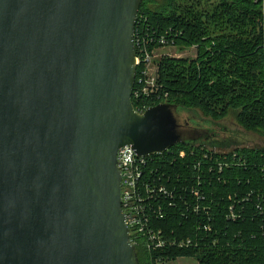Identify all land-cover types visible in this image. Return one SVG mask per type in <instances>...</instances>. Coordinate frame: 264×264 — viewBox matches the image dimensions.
Instances as JSON below:
<instances>
[{
    "label": "water",
    "instance_id": "95a60500",
    "mask_svg": "<svg viewBox=\"0 0 264 264\" xmlns=\"http://www.w3.org/2000/svg\"><path fill=\"white\" fill-rule=\"evenodd\" d=\"M141 1L0 0V264H139L118 149L229 145L177 105L133 107Z\"/></svg>",
    "mask_w": 264,
    "mask_h": 264
},
{
    "label": "trees",
    "instance_id": "16d2710c",
    "mask_svg": "<svg viewBox=\"0 0 264 264\" xmlns=\"http://www.w3.org/2000/svg\"><path fill=\"white\" fill-rule=\"evenodd\" d=\"M137 17L134 38H154L150 51L162 46L155 39L162 36L194 47L196 56L163 54L156 63L157 89L148 95L134 94L137 66L135 109L168 102L200 110L214 122L234 110L245 130L264 134V0H142ZM215 150L209 143H176L153 156L169 197L153 206L150 225L167 243L151 249L139 237V264L178 257L198 264H264V146Z\"/></svg>",
    "mask_w": 264,
    "mask_h": 264
},
{
    "label": "built area",
    "instance_id": "2783aa9c",
    "mask_svg": "<svg viewBox=\"0 0 264 264\" xmlns=\"http://www.w3.org/2000/svg\"><path fill=\"white\" fill-rule=\"evenodd\" d=\"M155 39H159V41L163 44L162 46L155 47L150 51L148 44L150 41L154 40V38L140 35L136 36V39L134 38V44L137 46L138 50V54L136 52L135 59L136 68L137 66H141V72L137 82L138 85L134 91L135 96L140 94H152L157 89L155 80L156 69L154 72L150 70L152 52H154L156 48L164 46H170L172 48L177 47L172 39L169 42H167V40L162 36ZM147 108L148 107H139L135 110L142 113ZM183 153L184 151H181L180 156H182ZM153 156L155 155L145 157L138 156L131 145H123L117 151V167L121 175V207L128 222L130 240L133 244H135L139 237H144L147 242V247L156 249L164 246L167 243V240L164 238L161 230H153L151 228V218L152 216H156V212L154 211L152 213L151 210L153 209V206L161 200L162 195L164 197H169V193L165 186L159 182V169L154 168V165L151 164ZM194 194L196 196L199 195L197 190H194ZM188 242L189 240H185L179 244L182 246ZM158 260V262L167 261Z\"/></svg>",
    "mask_w": 264,
    "mask_h": 264
},
{
    "label": "rangeland",
    "instance_id": "374dc122",
    "mask_svg": "<svg viewBox=\"0 0 264 264\" xmlns=\"http://www.w3.org/2000/svg\"><path fill=\"white\" fill-rule=\"evenodd\" d=\"M155 1V0H153ZM161 1V0H156ZM169 56L172 58H187L192 59L196 56L195 48L189 46L175 47L164 46L156 48L152 52L150 70L154 72L156 69V63L161 56ZM191 118L204 122L210 120L209 116H205L200 110H194L188 113ZM206 126V124H203ZM212 127L218 134L217 140H227V147H213L215 152H221L222 150L233 149L236 146L246 147H261L264 146V134L258 132H252L245 130L238 122L236 111L231 110L225 117L218 119ZM216 139V138H215ZM210 145V144H209ZM156 264H198L197 260L193 257H178L174 260H167L164 262H157Z\"/></svg>",
    "mask_w": 264,
    "mask_h": 264
},
{
    "label": "flooded vegetation",
    "instance_id": "af4514ba",
    "mask_svg": "<svg viewBox=\"0 0 264 264\" xmlns=\"http://www.w3.org/2000/svg\"><path fill=\"white\" fill-rule=\"evenodd\" d=\"M212 141H213L212 138L204 137V140L200 141V143H205V144H207V143H210V142H212Z\"/></svg>",
    "mask_w": 264,
    "mask_h": 264
}]
</instances>
